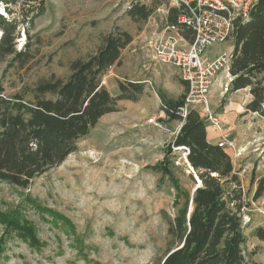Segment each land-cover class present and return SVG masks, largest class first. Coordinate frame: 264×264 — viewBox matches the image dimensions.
Here are the masks:
<instances>
[{"label":"rangeland","instance_id":"1","mask_svg":"<svg viewBox=\"0 0 264 264\" xmlns=\"http://www.w3.org/2000/svg\"><path fill=\"white\" fill-rule=\"evenodd\" d=\"M139 4L151 10L147 20L130 16L129 9ZM9 7L11 11L0 8V14L17 21L16 50L23 53L7 55L0 63L6 95L52 74L66 79L70 63L95 54L113 30L127 31L133 39L103 83L114 95L119 81L143 82L144 89L137 100H119L118 110L101 117L75 152L27 187L0 182V213L16 214L33 227L39 241L35 245L17 231L7 236L0 220V264H154L170 243L177 188L153 166L164 159L182 124L166 116L160 93L179 98L186 91L177 68L155 60L150 44L167 33L173 2L19 0ZM24 12H30L27 22L20 21ZM233 49L231 37L209 46L204 55L215 58ZM228 73L227 68L217 73L208 105L234 143L226 150L248 195L242 220L244 253L251 262L264 264V241L255 235L257 227H264V197L252 200L251 185L253 171L256 176L264 172V117L247 111L253 97L249 87L228 90ZM174 152L169 157L174 174L191 192L196 183L186 151Z\"/></svg>","mask_w":264,"mask_h":264},{"label":"trees","instance_id":"2","mask_svg":"<svg viewBox=\"0 0 264 264\" xmlns=\"http://www.w3.org/2000/svg\"><path fill=\"white\" fill-rule=\"evenodd\" d=\"M0 2L13 4L19 0ZM5 10L12 9L5 7ZM128 12L132 18L142 20H147L152 13L145 4L134 5ZM29 14L24 12L20 21L27 22ZM177 14L178 9L170 7V22L176 21ZM17 26V21H8L0 14V63L7 55L23 53L16 50ZM181 34L189 41L194 39L190 29L182 30ZM232 38L234 49L229 66L232 80L228 90L249 87L253 97L247 111L264 117V0L250 9L247 18L236 20ZM132 39L127 31H110L95 54L70 63L66 79L52 74L10 95L5 94L0 84V182L27 187L75 152L80 139L90 133L101 117L118 110L119 100L139 98L143 82L119 81L117 95L111 94L103 83V76L120 60L123 49ZM187 87L185 84L186 93L179 98L160 93L166 116L181 122L182 126L167 147L164 159L153 166L177 188V213L169 225L170 243L154 264H262L251 262L244 253L247 240L242 220L248 195L230 154L219 143L208 139L207 123L198 110L190 109L186 116L179 111L186 99ZM180 147L190 151L188 163L197 177L191 172V179L196 186L200 181L194 192L180 185L173 171L174 163L169 159ZM251 185L255 186L252 200L263 198L264 174L256 176L253 171ZM0 220L7 236L17 231L38 244L33 227L23 223L16 214L0 213ZM255 235L264 241V227H257Z\"/></svg>","mask_w":264,"mask_h":264},{"label":"built area","instance_id":"3","mask_svg":"<svg viewBox=\"0 0 264 264\" xmlns=\"http://www.w3.org/2000/svg\"><path fill=\"white\" fill-rule=\"evenodd\" d=\"M178 9L177 19L167 27V33L151 42L154 59L162 64L174 65L181 79L187 84V96L179 111L186 116L190 109L204 113L207 121L222 132L219 146L225 150L234 148L230 135L224 132L222 120L216 117L209 104L211 88L217 73L227 68L231 54L223 52L215 58L204 55L206 48L217 42L231 39L238 18L249 16L250 9L259 0H171ZM11 4L0 2V8ZM190 29L193 41H185L182 30ZM185 39V40H184ZM232 53V52H231ZM185 152L189 150L180 147ZM188 166L189 163H187ZM196 175L195 170L190 166Z\"/></svg>","mask_w":264,"mask_h":264},{"label":"crops","instance_id":"4","mask_svg":"<svg viewBox=\"0 0 264 264\" xmlns=\"http://www.w3.org/2000/svg\"><path fill=\"white\" fill-rule=\"evenodd\" d=\"M229 74V73H228ZM232 80V79H231ZM230 80V81H231ZM183 81V80H182ZM184 82V81H183ZM185 83V82H184ZM186 84V83H185ZM181 126H182V124H181ZM181 128V127H180ZM180 130V129H179ZM222 132L220 131V130H218L216 127H214L213 125H208L207 126V136H208V139L209 140H211L212 142H215V143H219V141L222 139ZM263 150H262V160H263V163H264V157H263V155H264V146H263V148H262ZM262 174H264V172L262 173ZM262 174H260V175H262ZM259 175V176H260Z\"/></svg>","mask_w":264,"mask_h":264},{"label":"water","instance_id":"5","mask_svg":"<svg viewBox=\"0 0 264 264\" xmlns=\"http://www.w3.org/2000/svg\"><path fill=\"white\" fill-rule=\"evenodd\" d=\"M186 162L188 163V159H187ZM196 178H197V177H196ZM199 186H200V181H199L198 185L194 188L193 192H194V191L196 190V188L199 187ZM191 209H192V206L190 207L189 212L191 211Z\"/></svg>","mask_w":264,"mask_h":264}]
</instances>
